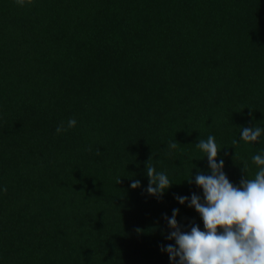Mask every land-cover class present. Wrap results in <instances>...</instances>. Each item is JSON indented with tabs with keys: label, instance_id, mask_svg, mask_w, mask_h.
<instances>
[{
	"label": "trees",
	"instance_id": "trees-1",
	"mask_svg": "<svg viewBox=\"0 0 264 264\" xmlns=\"http://www.w3.org/2000/svg\"><path fill=\"white\" fill-rule=\"evenodd\" d=\"M256 126L264 0H0V264H172L165 214L204 229L176 199L211 174L195 144L213 135L239 185ZM147 163L173 182L160 198Z\"/></svg>",
	"mask_w": 264,
	"mask_h": 264
},
{
	"label": "clouds",
	"instance_id": "clouds-1",
	"mask_svg": "<svg viewBox=\"0 0 264 264\" xmlns=\"http://www.w3.org/2000/svg\"><path fill=\"white\" fill-rule=\"evenodd\" d=\"M16 3L24 6L25 0H16ZM32 3L33 0H27L28 5ZM76 125L77 120L69 118L67 126L61 123L55 131L61 134ZM262 133L264 128L259 126L244 127L240 137L245 143H254L259 141ZM238 143L235 139L232 141L233 145ZM195 145L206 154L211 172L210 175L197 173L194 176V183L202 188L203 197L193 193L191 197L177 195L176 199L180 204L187 203L188 207L195 208L203 220L204 229L194 224L190 231H183L177 220L179 209H173L172 216L165 214L164 218L172 229L166 239L174 240L175 244L162 245L161 250L167 251L172 264H264V154L252 156L258 167L254 178H244L235 185L224 171V161L217 160L221 148L215 137L209 135ZM167 146L174 150L178 143L169 141ZM147 176L146 191L157 198L172 186L167 174L157 172L150 163H147ZM188 181L193 182V174ZM116 182L121 183V178ZM140 185L139 180H134L131 187L135 189Z\"/></svg>",
	"mask_w": 264,
	"mask_h": 264
}]
</instances>
